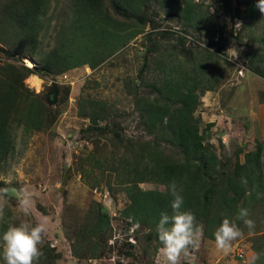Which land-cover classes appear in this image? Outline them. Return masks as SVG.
I'll use <instances>...</instances> for the list:
<instances>
[{
  "label": "rangeland",
  "instance_id": "rangeland-1",
  "mask_svg": "<svg viewBox=\"0 0 264 264\" xmlns=\"http://www.w3.org/2000/svg\"><path fill=\"white\" fill-rule=\"evenodd\" d=\"M104 1L115 20L119 17L125 22L108 0ZM193 2L201 17L186 25L177 13L169 14L154 0H147L137 14L129 15L136 34L124 43L119 39L97 41L94 47L100 48V60L93 67L85 62L59 73H32L23 80L42 98L48 114L38 129L12 124V147L0 157V177L11 178L9 184L0 179V190L10 189V195L4 197L7 203L0 225L2 221L7 228L24 220L46 222L44 244L59 255L54 264H166L154 227L123 215L129 204L128 189L166 192L164 184L144 174L143 160L153 161L143 156L151 150L144 142L155 143L164 151L165 155L157 152L156 158L175 161L180 155L168 137L154 136L144 128L141 103L135 102L136 95L157 93L150 84L165 75L162 61L168 62L167 68L197 65L190 74L200 79H204L201 69H206V75H218L214 88L199 92L193 111L203 146L216 156L211 171L214 181L233 172L245 162L247 152L258 146L264 172V77L252 70L262 65L264 13L256 7L257 0ZM71 3L50 0L47 14L51 20L47 31L41 32L39 52L9 56V46L0 44L4 48L0 47V64L29 68L40 64L57 44L59 31L69 32L74 18L68 7ZM123 28L117 30L118 38L126 34ZM174 48L181 53L166 57ZM189 52L196 58L209 54L210 60L184 62ZM204 62L209 66H203ZM33 75L41 80L39 86ZM170 76L177 78L178 73ZM55 84L60 88L57 92ZM197 84L203 85L202 81ZM125 156L132 164L124 165ZM141 176L143 180L137 181ZM16 193L28 195L31 216L20 212ZM260 196L249 198L244 206L255 222L254 229L250 232L236 221L243 234L232 243L228 255L204 233L205 219L196 216L203 228L201 245L182 257L181 264H264V190ZM99 210L106 219L97 217ZM214 218L216 223L223 220L219 213Z\"/></svg>",
  "mask_w": 264,
  "mask_h": 264
},
{
  "label": "trees",
  "instance_id": "trees-1",
  "mask_svg": "<svg viewBox=\"0 0 264 264\" xmlns=\"http://www.w3.org/2000/svg\"><path fill=\"white\" fill-rule=\"evenodd\" d=\"M71 1L68 7L73 11L74 18L70 21L69 32L65 34L63 30L59 31L57 44L41 58L40 64L32 68L23 64L6 62L0 64V157H4L12 147L14 122L16 125L21 124L26 129L34 130L40 128L46 121L45 117L48 113L46 114L44 101L39 94L27 88L23 80L32 73H59L85 62H89L93 67L100 60L97 56L100 48L98 50L94 47L98 44L97 41L119 39L120 43H124L125 39L136 34L138 31L131 30L133 26L131 16L137 14L139 7L147 0L107 1L124 18L125 24L119 21L121 20L119 17L115 20L107 7H104V0ZM154 1L165 12L180 15L186 25H193L195 18L201 17L193 0ZM49 8L50 0H0V44L9 46V56L13 54L33 56L39 52L41 32L47 31L51 20L47 14ZM121 25L124 26L121 31L126 34L118 38L117 30L121 29ZM176 53L180 54L181 51L176 48L168 50L166 57ZM191 53L195 55L193 51ZM191 53L189 52L184 62L210 60L209 54L205 53L196 58L190 56ZM260 61L262 70H260L261 66L252 70L264 77V54L260 57ZM158 63L160 62L157 61L156 67L159 66ZM160 64L165 75L160 82L150 84L157 93L154 96L136 95L135 102L141 103L139 109L142 112L144 128L154 136L168 137L171 143L174 142L178 146L180 155L175 161L166 160L163 156L156 158L157 152L165 155L164 151L155 147V143L144 142L143 145L150 147L151 150L145 151L147 153L144 152L143 156L153 159L150 163L144 160L141 163L144 174L164 184L166 192L128 189L129 204L125 206L123 215L133 222L154 227L153 230L156 232L161 213L172 212L173 197L169 194L168 187L170 182L175 180L178 187L183 189L181 192L184 199L183 210H190L203 221L205 219L204 233L215 239L214 232L223 221L216 223L214 221L216 214L219 213L223 219H230L237 215L239 208L244 207L249 198L256 200L261 197H258L257 193L261 194L264 190L262 148L258 146L255 150L247 152L244 163L236 165L233 172L225 175L222 180L214 181L211 171L215 169L216 156L203 146L197 119H193V111L198 104L199 92L214 88L218 75H206V69H201L204 72V76L201 75L204 79H200L198 75L190 74L194 72L192 68L197 65L188 69L176 65L167 68L166 60ZM207 64L204 62L203 66H209ZM174 71L178 73L177 78L170 76ZM201 81L203 85L198 86L197 83ZM58 89L59 86L55 84V92ZM136 143L139 145L138 141ZM135 144H131L133 146L131 148H134ZM133 150L128 149L127 152ZM122 161L126 166L132 164L126 156ZM242 179L247 180L246 185L241 182ZM141 180L143 176L137 179V181ZM97 217L106 219V215L101 210L98 211ZM6 228L7 223L2 221L1 231ZM93 231L95 232V229ZM42 251L44 255L39 264H54L55 258L59 257L53 254L47 244H43Z\"/></svg>",
  "mask_w": 264,
  "mask_h": 264
},
{
  "label": "clouds",
  "instance_id": "clouds-1",
  "mask_svg": "<svg viewBox=\"0 0 264 264\" xmlns=\"http://www.w3.org/2000/svg\"><path fill=\"white\" fill-rule=\"evenodd\" d=\"M256 7L264 13V0H257ZM239 23L236 28L238 29ZM5 184L11 183V178L0 177ZM19 179H22L19 178ZM247 184L246 179H242ZM169 194L172 212L161 213L156 225L158 240L161 244V253L166 264H181V258L186 257L190 250L199 249L203 238V228L198 223L195 214L190 210H183L184 199L181 195L182 187H178L175 180L170 182ZM10 195V189L0 190V220L4 218V208L7 201L4 197ZM258 197L261 195L257 193ZM19 201L20 212L29 217L32 215L29 197L16 193ZM236 221H240L249 231L254 229L255 222L250 218L248 208L240 207L235 220L224 218L214 232L215 246L218 250L228 255L232 251V243L242 236V229ZM47 223L30 222L24 220L9 226L0 233V260L3 264H39L44 255L42 246L47 237Z\"/></svg>",
  "mask_w": 264,
  "mask_h": 264
},
{
  "label": "bare ground",
  "instance_id": "bare-ground-1",
  "mask_svg": "<svg viewBox=\"0 0 264 264\" xmlns=\"http://www.w3.org/2000/svg\"><path fill=\"white\" fill-rule=\"evenodd\" d=\"M31 78H32L35 85L39 86L41 84V80L37 76L33 75Z\"/></svg>",
  "mask_w": 264,
  "mask_h": 264
},
{
  "label": "built area",
  "instance_id": "built-area-1",
  "mask_svg": "<svg viewBox=\"0 0 264 264\" xmlns=\"http://www.w3.org/2000/svg\"><path fill=\"white\" fill-rule=\"evenodd\" d=\"M239 73H242L241 71H239ZM62 78H65V76L61 75ZM82 146V144L80 145V147Z\"/></svg>",
  "mask_w": 264,
  "mask_h": 264
}]
</instances>
